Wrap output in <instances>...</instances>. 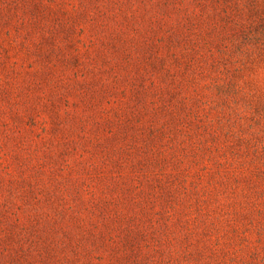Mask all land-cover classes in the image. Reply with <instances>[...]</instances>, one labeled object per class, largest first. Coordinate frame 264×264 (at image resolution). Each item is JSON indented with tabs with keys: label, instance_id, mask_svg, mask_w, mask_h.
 Masks as SVG:
<instances>
[{
	"label": "rangeland",
	"instance_id": "1",
	"mask_svg": "<svg viewBox=\"0 0 264 264\" xmlns=\"http://www.w3.org/2000/svg\"><path fill=\"white\" fill-rule=\"evenodd\" d=\"M0 264H264V0H0Z\"/></svg>",
	"mask_w": 264,
	"mask_h": 264
}]
</instances>
